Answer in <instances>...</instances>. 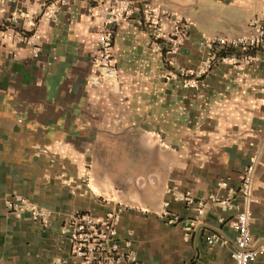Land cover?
Wrapping results in <instances>:
<instances>
[{
	"label": "crops",
	"instance_id": "crops-1",
	"mask_svg": "<svg viewBox=\"0 0 264 264\" xmlns=\"http://www.w3.org/2000/svg\"><path fill=\"white\" fill-rule=\"evenodd\" d=\"M130 1L190 19L173 67L136 13L115 27L116 78L89 83L113 0H75L56 19L22 17L0 30V264L71 259L69 218L88 212L102 222L123 203L133 207L121 209L117 238L132 241L136 264H235L234 222L243 209L258 250L251 264H264V45L258 60L240 69L217 62L194 87L166 75L198 68L207 37L252 33L264 0ZM20 9L37 7L9 1L4 14ZM253 159L247 199L239 189ZM182 193L203 204L189 228L196 211ZM16 195L51 217L10 212ZM164 203L179 222L161 214Z\"/></svg>",
	"mask_w": 264,
	"mask_h": 264
},
{
	"label": "built area",
	"instance_id": "built-area-1",
	"mask_svg": "<svg viewBox=\"0 0 264 264\" xmlns=\"http://www.w3.org/2000/svg\"><path fill=\"white\" fill-rule=\"evenodd\" d=\"M9 1L17 2V0L0 1V30L2 32H8V29L22 17L33 21L41 18L56 19L61 7L75 0H28L36 5L35 12L29 13L20 9L6 16L4 8ZM136 13H140L141 26L147 28L154 37V45L158 53L166 59L169 66L173 67L175 64V55L179 52L191 26L190 19L160 4L146 3L142 7H136L130 0H113V5L107 11L106 28L98 36V53L93 65L95 73L88 79L92 85H99L103 81L116 78L118 68L113 53L115 27L121 20ZM250 25L253 32L248 35L207 37L208 53L198 68L182 67L177 70L169 68L166 75L179 76L185 86L194 87L199 83L200 76L207 73L217 62H224L240 69L244 64L258 60L256 51L264 45V10L250 21ZM8 35L11 34L8 33ZM18 38L21 41L36 44L34 35L28 37L20 32ZM254 170L255 161L253 159L245 169L239 189L241 195L247 199L250 198L252 192ZM177 198L196 211V216L185 225V228L195 225L203 214V204L196 201L189 193L179 194ZM220 202L225 206L228 205L225 199H221ZM127 207L133 206L127 203L119 204L115 210L107 213L102 222L96 220L88 212L73 214L64 228L70 238L72 258L58 260L56 264H136L137 256L131 248L132 241L125 239L121 242L117 238L119 213L121 209ZM8 210L16 215L29 211L34 219L40 221H46L52 215L49 209L26 201L19 195L14 196L8 202ZM161 214L170 216L169 220L173 223L180 221L178 214L170 213L168 203H164ZM234 228L237 233L236 247L232 252L235 264H251L257 257L258 250L252 244L250 219L246 209L238 212ZM208 241L214 243L215 237H210Z\"/></svg>",
	"mask_w": 264,
	"mask_h": 264
}]
</instances>
